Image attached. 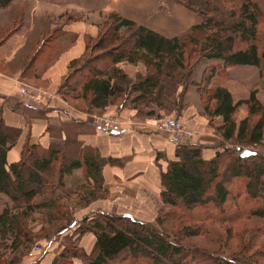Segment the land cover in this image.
Masks as SVG:
<instances>
[{
  "label": "trees",
  "instance_id": "1",
  "mask_svg": "<svg viewBox=\"0 0 264 264\" xmlns=\"http://www.w3.org/2000/svg\"><path fill=\"white\" fill-rule=\"evenodd\" d=\"M92 1L96 0L89 2ZM182 1L188 4L176 2L193 11L199 24L181 37L165 38L117 15L106 18L96 38L84 36V52L80 58L70 61L55 94L87 115L103 114L112 106L119 111L128 107L143 119H159L161 112L179 117L183 95L189 88H195L199 114L209 119V124L218 120L213 125L216 135L232 143L239 152H225L232 156L228 164L221 166L220 153L203 161L199 149L178 144L175 147L177 160L169 162L166 171L160 173V198L164 206L180 213L162 211L159 214L157 223L162 233L125 215L84 218L83 224L74 231V242L69 241V235H64L68 245L60 248L62 251L52 264H73L74 259L82 264H126L129 261L227 264L191 250L187 245H177L170 238L183 242L195 236L200 228L191 227V221L197 220L194 215L200 211L210 215L207 218L205 215L204 221L216 224H231L240 219L264 220V156L257 153L240 157L241 147L256 148L264 142V104L257 100L256 91L247 99L235 102L231 93L220 86V80L227 79L228 69L264 64V0ZM8 2L0 0V9ZM54 32L57 34L58 29ZM61 38L59 44L55 43L59 47L55 49L56 56H50L44 66L58 57L63 46L67 47L66 41L75 40L73 35ZM25 55L22 64L27 60ZM33 61L20 65L22 82L41 80L38 69H33ZM206 62L208 64L198 71ZM139 64L145 68V73L135 77H130L122 68V65ZM11 101L15 104L11 105ZM241 105L247 108V116L237 123L236 114ZM5 107L26 116L28 126L19 160L10 164L7 155L17 145L22 130L5 124ZM38 108L25 105L22 99L5 98L0 102V196L11 203L0 213V264H5L3 258L8 254L10 260L6 264H17L31 251L32 245L50 242L74 227L73 211L107 194L103 168L120 166L119 159L104 157L98 148L81 140L97 131L95 127L71 118L55 126L47 116L52 111L45 109L48 107ZM33 119L46 121L45 133L51 137L47 147L30 143L29 122ZM37 213L43 218L35 220L33 215ZM85 234L95 237L89 254L79 246ZM19 250L27 253L18 254ZM257 255V251L255 257L235 255L231 261L260 264Z\"/></svg>",
  "mask_w": 264,
  "mask_h": 264
},
{
  "label": "rangeland",
  "instance_id": "2",
  "mask_svg": "<svg viewBox=\"0 0 264 264\" xmlns=\"http://www.w3.org/2000/svg\"><path fill=\"white\" fill-rule=\"evenodd\" d=\"M89 1L88 0H60V1H57V0H9L8 4L0 9V43L12 31H14L13 33H15L21 27L25 25L27 26L28 25L27 21L30 25V28L32 29V32L28 33L27 35L26 46L20 47L19 50H17V52H15L12 55V57L9 60L10 61L9 64L5 66L6 63L3 61H0V75L12 76L16 72V70H19L22 67V66L20 67V65L22 64L24 60L25 53H26L25 58L27 56V60L24 63H27V65L29 64L31 60L33 61V58H34L33 69H37L40 63L48 64L49 57L52 55H55L56 54L55 49L59 48L57 47V45H55L56 43L55 41L57 40L59 35L56 34V32L54 31L58 29V24H59L58 20L62 16L65 19L67 17L72 18V20H69V21L67 20L70 23L74 22L75 24H79V25L82 23L85 26L87 25L95 26L96 31L93 30L94 31L93 37L96 38L99 33V26L106 18H108L112 14L104 15L102 12H96L101 8L102 3H103L102 0H96L92 2H89ZM173 1L176 2L177 0H173ZM179 1L182 2L184 5H186V3L188 4V2L186 1H182V0H179ZM198 1H204V0H198ZM39 2L44 3L42 4L43 6L38 5L40 4ZM160 2L161 3H160L159 9L162 11L163 8L166 7V4L164 0H160ZM47 3L58 5L59 8L55 9L54 11L56 12H54L48 8ZM35 6L36 8H34ZM72 7H77L79 9L71 10L70 8ZM193 8L195 10L198 9L196 5ZM31 10H33L32 14H31ZM93 12H96V13H93ZM45 13L48 14L47 17L44 16ZM30 14L35 15L31 19L32 21L29 20ZM28 16H29V19H28ZM117 16L122 18L119 15ZM55 24L57 25L55 26ZM136 25L141 26L138 24ZM45 26L47 27V29H49V31L45 29ZM189 31L190 29L183 35H186ZM88 35L91 36L90 34ZM8 38H6V40ZM70 48L71 46L68 47V49L64 50L58 56L60 57L62 54L67 52ZM55 60H57V58L55 59L53 58L52 62H50V65L53 64ZM211 63H213L214 65L217 64V62H213V61ZM207 64H208L207 62L205 64H201V67H199L198 71H200L201 68ZM67 71H68V67H67ZM226 74H227V79L224 78L223 81L220 80V86L227 89L231 93L232 98L235 102L247 99L251 92L256 91L257 100L260 103L264 104V64H262L260 67H254V66L233 67V68L228 69L226 71ZM22 85L35 92L44 91L49 94L50 93L53 94V92H51L49 85H47V82L44 80L34 81V80L27 79V82L26 83L22 82ZM195 91H196L195 88H189L186 91V93L183 95L184 97H183L182 106H181L182 112H180L179 117L176 116L174 113H163V112L160 113L159 119H143V118H140L134 115L132 119L130 116L129 123H131V126L129 127V129L137 130V131H145L146 129H149V123H151L150 125L152 126L154 130V125L156 124L158 120H164L170 117L179 120L183 126H186L185 123L190 118V112L189 113H186V112L190 107H194L193 109H195L197 114H199L197 104H196L199 97L197 96L198 94L195 93ZM54 98L55 99L51 105L38 106L39 107L38 109L48 107L45 109H50L52 111L51 113H56V112L58 113L59 111L60 113L59 116L58 114L53 115L57 121L55 120L54 123L50 122L51 124L55 126L59 125L61 121H70V118L80 119L83 122H86L87 124L92 125L91 123H92L93 116H104V115L116 116L117 119L121 123L122 119L123 120L128 119L126 118L128 116L125 115V113L122 114L123 110H130L127 107L119 111V109H117L116 107H113L112 110L110 109L111 110L110 113L104 111L103 114L94 112L92 114L87 115L84 112L76 111L75 109L72 108L71 105L69 106L67 103H64L63 101H61L56 96V94H54ZM9 103L11 105L15 104V102L13 103L12 101ZM61 107H64L65 110L61 109ZM58 108H60V110ZM246 116H247V108L244 107V105L239 106L238 112L236 114V122L239 123ZM202 117L203 119H205L207 126H206V129H204V131L201 132L202 133L201 136L199 138L196 137V139H193V140L189 138H183L182 143H185L186 144L185 146L189 147L190 149H199V153L203 161H209L213 159L218 153H220V155H222V158H221L222 164L220 165L222 166L224 164L225 165L228 164L229 159H231L232 154L225 155L224 153L225 152L238 153L239 151L238 152L236 151L237 148H234L231 145L232 143H226L222 141L220 138H218L219 136L216 135L217 133L215 132L214 127H213L214 124H217L218 120H214L213 121L214 124H209L210 120L206 119V117L204 116ZM96 130L97 131H95L92 135H96L102 132V131H99L98 129ZM50 138H49V141H51ZM174 151H176V148L174 149ZM243 151L255 152V154L258 153V155L264 156V142L262 143L261 146L256 147V148L255 147L253 148L241 147L240 153H242ZM158 155H159V158H158ZM158 155L156 159V162H158V164L160 162V164L158 165V170H159L158 173H161V171L162 172L166 171L168 163L171 161L177 160L175 157V154H174V158L170 160L165 159V155L163 154H158ZM163 156H164V159H163ZM9 159L12 160L11 157ZM113 159H119L120 167H123L125 163L129 161L127 159L124 160V158L122 157L113 158ZM163 160L165 161V163L163 162ZM108 167L115 168V166H108ZM136 178L137 177L134 176L126 180L124 183H121L118 180H116V181H113V183L110 184L109 186L104 185V190H106V193H107L105 197H102L103 195H101L100 197V195L98 194L99 195L98 199L95 200L91 205L86 206L87 208L80 207L81 209L78 208L75 211H73L72 215L75 218L74 222H76L74 227L69 228L68 231L61 236H58V237L55 236L53 239H51L50 242L41 241L37 244L32 245L31 251L27 255H25L23 258L21 257L22 260L20 258L17 264H21V262L23 263L26 257L31 258V259L38 258L40 260L48 252H50V254H52L53 252V254L56 255L61 247L68 245L66 244L67 239L65 238L64 235H69L70 237L68 238H71L69 241L74 242L76 238L74 231L76 228H78L80 225L83 224L82 220L84 218L95 219V216L97 218L101 216L102 214L116 216V217H122V215H125L146 226L156 228L160 233H162L161 228L159 227V224L157 223L159 219V214H161L162 211L164 213L170 212L173 214L175 213L179 214L180 212L177 209L172 210L164 206L160 198V192L162 191V187L160 183H159L160 192L158 193V195H156L150 191L143 190L139 184H134L133 181ZM159 180H160V174H159ZM239 187L241 188L242 186L239 185ZM132 188L135 191H133ZM10 206H11L10 201L5 196L3 195L0 196V213L4 208L10 207ZM201 215L202 217H200ZM205 215H206V218L210 216L209 213H206L204 211H200L199 213L196 212V215H194L195 216L194 218L197 220L191 221V227H197V228H200L201 230L198 229L196 233H194L195 236H193L191 239H187V240H184L183 242H180L176 240V238L174 237V239L170 238V240L176 242V244L180 246L187 245V247H189V249L191 250L199 251L201 253H204V255H207L210 259L221 261V262L224 261L227 264H235L233 261H231V259H234L233 256L235 255L244 254L246 256H249V255L254 256V253H256L257 251V253L259 254L257 255V259L259 263L264 264V220L250 219L247 221L245 219H240V220H236L232 222L231 224H216V223L211 222L210 220L204 221L203 217H205ZM33 217L35 220H39L43 218L41 213L34 214ZM181 217L184 218V216H181ZM170 222H173V221L171 220ZM59 224H62V223L59 222ZM92 236L94 237V235ZM89 239H92V237L89 235L81 238V240L79 241V246L80 244H82L86 248L88 244L87 242H91ZM248 244L249 245L252 244L253 247L251 246L252 247L251 248L249 246H246ZM80 247L82 248V246ZM19 251H18L19 253L18 252L17 253L21 254L23 250H19ZM23 252H25L24 254L27 253V251H23ZM3 260L5 261V264L8 263V261L10 260L9 254L4 256ZM32 261L33 260H31L27 264H36V262H32ZM126 264H139V263L134 262V261L133 262L129 261Z\"/></svg>",
  "mask_w": 264,
  "mask_h": 264
},
{
  "label": "crops",
  "instance_id": "3",
  "mask_svg": "<svg viewBox=\"0 0 264 264\" xmlns=\"http://www.w3.org/2000/svg\"><path fill=\"white\" fill-rule=\"evenodd\" d=\"M102 2L103 3L101 8L96 12H102L104 15L117 14L123 19L133 21L136 24L141 25L168 39L180 37L185 34L192 26L199 24V18L193 12L185 9L183 6L174 2L173 0H164L166 7L163 8L162 11L159 9L161 3L160 0H102ZM39 3L40 4L38 5L40 6H43L42 4H44L42 2ZM34 8H36V6ZM48 8L54 11L55 9H58L59 6L48 4ZM70 9L77 10L79 8L72 7ZM32 13L33 10H31V14ZM31 14L30 19L28 16V19L30 21H32L31 19L33 18V16H35ZM44 16L47 17L48 14L45 13ZM58 21L59 24L57 34L61 36H59L55 42H58L59 44V41H61L62 39L61 37L66 35H73L75 40L74 42H65V45H67V47L65 48V46H63L64 49L59 52V55L64 50L68 49V47L71 46V48L60 57L58 56L57 60H55L53 64L44 66V64L40 63V65L37 67L42 77L41 80L47 82V85H49L53 94H55L56 89L62 81V78L66 75L67 67L70 61L77 59L83 54L85 49L84 36H89L88 34H90V37H93V30L96 31L95 26H85L82 23L79 25L75 24L74 22L70 23L68 22L69 20L67 21L63 16ZM27 24V26L25 25L18 29L15 33L11 34L9 38L0 45V61L10 63L9 60L12 55L17 52L20 47L26 46L27 35L28 33L32 32L28 21ZM56 25L57 24H55V26ZM45 29H47L46 26ZM122 68L130 77H135V75L138 73H145V68L140 64L136 66L122 65ZM20 86L23 85L22 81L20 80L19 70H16V72L12 76L0 75V102L5 98L10 100H21L18 95V88ZM193 108L194 107H190L187 110L186 113L190 112V118L185 123L186 126H184L185 129L187 131H191L193 135L191 137H183L189 138L191 140L196 139V137L199 138L202 134L201 132L204 131L207 126L205 119H203L201 115L197 114L196 110ZM58 109L60 110V108ZM61 109H64V107H61ZM110 109L112 110L113 107L111 106L106 109V112L110 113ZM124 113L128 116L126 117L128 119H122V132L120 134L108 135L104 132H100L92 136H83L81 137V140L88 146L98 148L102 156L104 157H122L124 158V160H129L123 167L115 166V168H109L108 166H106L103 169L104 185L109 186L113 183V181L116 180L124 183L126 180L135 176L137 178L133 181L134 184H139L143 190L150 191L153 194L158 195V193L160 192V173H158V165L160 164V162L159 164L158 162H156L157 155L163 154L165 155V159H173L175 154L174 149L177 144L173 143L170 140L169 135L153 130L152 126L150 125L151 123H149V129H146L145 131L129 129V127L131 126V123H129L130 116L132 119V117H134L135 115V112L130 109L123 110L122 114ZM57 114L58 116L60 115L59 111L58 113L56 112L47 115L48 118L51 119L50 121L52 123H54V121L56 120L53 115ZM3 120L7 126L22 130V134L17 145L7 155V162L10 164L19 160L20 148L26 139L28 126L26 122V116H24L22 113L11 111L7 107H5L3 110ZM29 125L30 143L47 147L50 141L48 135L45 133L47 127L46 121L33 119L30 120ZM180 144L185 143L181 142ZM10 157L12 160L9 159ZM163 162L165 163L164 160ZM132 190L135 191L133 188ZM88 235L91 236L92 239H89L91 242H87V246L85 245L86 248L82 244H80V246H82L83 250L87 254L92 251L95 242V238L92 236V234H86L85 236ZM61 251L62 250L59 249L56 255L53 254V252L52 254L48 252L40 260L38 258L31 259L26 257L23 263L21 262V264H27L31 260H33L32 262L38 261L37 264H52L55 257ZM72 262L73 264H82L76 259H74Z\"/></svg>",
  "mask_w": 264,
  "mask_h": 264
},
{
  "label": "built area",
  "instance_id": "4",
  "mask_svg": "<svg viewBox=\"0 0 264 264\" xmlns=\"http://www.w3.org/2000/svg\"><path fill=\"white\" fill-rule=\"evenodd\" d=\"M18 95L25 105L31 107L51 105L54 101V94L44 91L35 92L25 86L18 88ZM92 126L108 135H116L122 132L120 121L116 116L104 115L93 116ZM154 130L169 135L170 140L175 144H180L184 136L191 137L193 133L187 131L182 123L175 118L158 120L154 125Z\"/></svg>",
  "mask_w": 264,
  "mask_h": 264
},
{
  "label": "water",
  "instance_id": "5",
  "mask_svg": "<svg viewBox=\"0 0 264 264\" xmlns=\"http://www.w3.org/2000/svg\"><path fill=\"white\" fill-rule=\"evenodd\" d=\"M255 155V152H250V151H243L241 154H240V157L241 158H247L249 156H254Z\"/></svg>",
  "mask_w": 264,
  "mask_h": 264
}]
</instances>
